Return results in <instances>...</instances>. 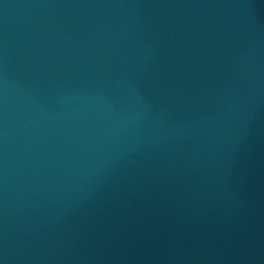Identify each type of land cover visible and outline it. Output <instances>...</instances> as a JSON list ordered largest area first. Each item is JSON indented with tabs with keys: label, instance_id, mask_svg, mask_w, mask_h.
<instances>
[{
	"label": "water",
	"instance_id": "water-1",
	"mask_svg": "<svg viewBox=\"0 0 264 264\" xmlns=\"http://www.w3.org/2000/svg\"><path fill=\"white\" fill-rule=\"evenodd\" d=\"M0 264H264V0H0Z\"/></svg>",
	"mask_w": 264,
	"mask_h": 264
}]
</instances>
